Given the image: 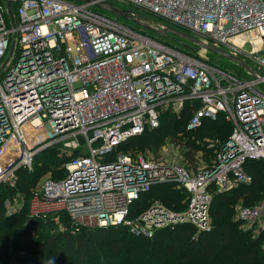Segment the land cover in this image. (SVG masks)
<instances>
[{
	"label": "built area",
	"instance_id": "obj_1",
	"mask_svg": "<svg viewBox=\"0 0 264 264\" xmlns=\"http://www.w3.org/2000/svg\"><path fill=\"white\" fill-rule=\"evenodd\" d=\"M114 1L154 15L140 14L155 27L202 34L244 65L214 63L200 47L96 6ZM261 51L264 0H0V184L14 186L19 168L57 147L68 156L64 174L34 189L32 215L64 212L77 227L125 226L144 237L179 223L209 231L213 193L251 183L246 161H264ZM186 104L188 129L219 112L232 125L209 164L116 150ZM164 183L186 191L185 208L153 200L133 216L143 194ZM5 204L7 215L20 208ZM235 216L264 247V198L238 203Z\"/></svg>",
	"mask_w": 264,
	"mask_h": 264
},
{
	"label": "trees",
	"instance_id": "obj_2",
	"mask_svg": "<svg viewBox=\"0 0 264 264\" xmlns=\"http://www.w3.org/2000/svg\"><path fill=\"white\" fill-rule=\"evenodd\" d=\"M190 108L186 104L178 114L163 112L157 127L121 142L116 150L132 154L151 147L157 150L169 140L188 149L184 153L188 161L195 162L194 151L199 148L210 162L214 150L230 135L232 125L219 112L214 119L205 118L200 126L188 129ZM204 137L212 139L202 146L199 140ZM67 160L68 156L52 147L34 157L30 170H17L14 186L0 184V264H264L262 242L244 229L233 211L239 199L244 205H252L264 198L262 159L245 163L251 183L213 193L209 231L197 232L192 224L179 223L158 229L151 237L118 225L77 227L64 212L30 215L38 180L46 173L61 178ZM186 196V191L176 189L174 183L156 184L143 194L138 208L142 210L159 199L167 208L178 210ZM7 200L20 204L11 215L6 214Z\"/></svg>",
	"mask_w": 264,
	"mask_h": 264
},
{
	"label": "rangeland",
	"instance_id": "obj_3",
	"mask_svg": "<svg viewBox=\"0 0 264 264\" xmlns=\"http://www.w3.org/2000/svg\"><path fill=\"white\" fill-rule=\"evenodd\" d=\"M73 1H83V0H73ZM115 6L119 7V8H122V9H135L137 10L138 12V9L134 8L133 6H129V4L125 3V2H120V1H114L113 2ZM140 11V10H139ZM106 14L108 15H112V13L110 12H107ZM140 14L143 15V16H147L149 18H152V19H156V17L154 15H151V14H148L146 12H143V11H140ZM121 20H125L126 22H132V21H129L127 19H124L123 17H119ZM133 23V22H132ZM175 27H178L176 25H173ZM180 29V27H178ZM182 31L186 32L187 34L189 35H192V36H197V37H200L202 38L203 40H206V37L202 34H199V33H196V32H193V31H190V30H186V29H183L181 28ZM153 33V32H152ZM156 34V33H154ZM209 43H212V41H208ZM178 43V42H176ZM186 43L190 46H192L193 48H197L198 46L190 41H186ZM198 53H201V54H205L206 56L209 57V59L214 62V63H219V64H226L228 63L227 60H225V58H223L222 56L216 54V53H213V52H210V51H207L205 49H198ZM260 55H264V51H261L260 52ZM230 64V63H229ZM236 67H239L238 65H234ZM262 88L264 89V85H262ZM208 139H212L210 137H204L202 139H200V144L203 146L205 144V142L208 143ZM98 143L94 144V146H96ZM83 145V144H82ZM84 147V151L86 152V146L83 145ZM188 149L183 146V145H180V144H175L174 142H170L169 140H166L157 150H154L152 147L151 148H145L143 149L142 151H137L135 152L134 154H144L146 156H152V157H155V158H159V159H170V158H175L177 160H179L180 162H182V160L184 161L185 160V156H184V153L187 151ZM131 153V152H130ZM202 153H204L202 150H200L199 148L196 149L194 151V159H195V162L199 163V164H203V165H207L209 163V161L207 159H204L202 157ZM47 177H51V174L50 173H46L44 174L39 180L38 182L36 183V186L35 187H38L39 185H41V183L43 182V180ZM174 187L176 189H182V187H180L179 185L177 184H174ZM154 200H157L159 201V199H154ZM244 201L242 199H239L238 202L235 203V205L233 206V211H234V218L236 217L235 216V206L238 204V203H243ZM183 203L185 205V200L181 201L180 204H182L181 206H178L179 209L178 210H175L171 207H168L170 210L172 211H175V212H180L182 211L184 208H183ZM179 204V205H180ZM149 205V203H148ZM165 205V204H163ZM147 206H145L144 209L141 210V207L140 208H136L134 213H133V216H136L138 215V213H141L142 211H144L146 209ZM172 207H175V206H172ZM30 215L31 214V210H30ZM36 216V215H35ZM236 219V218H235ZM63 229V228H62ZM252 235V234H251Z\"/></svg>",
	"mask_w": 264,
	"mask_h": 264
},
{
	"label": "water",
	"instance_id": "obj_4",
	"mask_svg": "<svg viewBox=\"0 0 264 264\" xmlns=\"http://www.w3.org/2000/svg\"><path fill=\"white\" fill-rule=\"evenodd\" d=\"M96 6H98L99 8H101L104 11H107V12L114 14L116 17H123L124 19L132 21L135 24H137V25H139V26H141V27L153 32V33H156L162 37L175 38V40L181 46L186 45V41H190L202 49L216 53V54L222 56L223 58L234 61L240 65H244V62L242 59H240L239 57H237L235 55L230 54L229 52L225 51L224 49H222L216 45H213L211 43H207L206 41H204L198 37L189 35V34L185 33L184 31L179 30V29L174 28V27H166V28L155 27V26L147 23L146 21L141 20V15L137 12L130 10V9L119 8L110 2H108V3L96 2ZM8 7H9V3H8Z\"/></svg>",
	"mask_w": 264,
	"mask_h": 264
}]
</instances>
